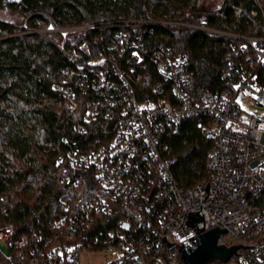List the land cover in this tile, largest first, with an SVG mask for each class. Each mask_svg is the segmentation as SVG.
Segmentation results:
<instances>
[{"label": "built area", "instance_id": "built-area-1", "mask_svg": "<svg viewBox=\"0 0 264 264\" xmlns=\"http://www.w3.org/2000/svg\"><path fill=\"white\" fill-rule=\"evenodd\" d=\"M256 6L252 15L264 16V0H256ZM156 26L249 41L257 64L249 56L236 62L245 46L233 47L227 56L235 71L229 85L194 93L190 57L157 39ZM117 27L112 36L83 40L67 50L71 36L87 34L94 25L49 26L60 35L59 48L72 64L64 81L75 78L86 93L83 121L101 115L114 134L90 153L68 151L60 157L91 170L100 189L74 208L62 201L68 215L55 221V233L36 235L32 243L27 235L15 238L12 225L0 227V253L9 264H86L83 257L104 253V262L89 264H185L180 247L196 249L199 234L220 227L227 232L219 235L217 245L252 246L240 247L222 264H264V120L245 111L238 100L240 93L253 90L264 106V83L257 79V66L264 64V48L257 44L264 39L166 18L123 20ZM63 95L73 110L78 108L71 86ZM190 116L198 117L214 146L207 177L185 189L175 179L177 159L167 154V136ZM87 131L79 125L80 133ZM131 213L140 215L133 226ZM114 215H119L115 224L109 219Z\"/></svg>", "mask_w": 264, "mask_h": 264}, {"label": "trees", "instance_id": "trees-1", "mask_svg": "<svg viewBox=\"0 0 264 264\" xmlns=\"http://www.w3.org/2000/svg\"><path fill=\"white\" fill-rule=\"evenodd\" d=\"M0 6L22 17L21 23L0 19V227L12 225L15 238L27 235L30 243L36 235L55 233V221L68 215L62 201L74 208L100 189L91 170L68 158L61 162L60 157L68 151L90 153L114 134L101 115L83 121L86 93L75 78L64 81V71L72 64L59 48L60 35L48 30L50 25L59 29L94 25L87 34L71 36L67 50L83 40L114 35L123 20L166 18L264 39V16L252 15L256 0H223L216 8H202L199 0H0ZM155 32L174 53L190 57L194 93L229 85L235 71L227 56L233 47L245 46L236 62L245 56L254 64L258 61L253 45L236 37L187 27L156 26ZM257 48L263 49L264 43ZM257 68V79L264 83V64ZM68 86L76 93L75 110L63 95ZM198 123V117H187L167 136V154L177 159L175 179L185 189L207 177V157L214 146ZM81 124L88 129L84 134L79 132ZM139 216L131 213L132 226ZM117 218L109 219L115 224ZM9 263L0 253V264Z\"/></svg>", "mask_w": 264, "mask_h": 264}, {"label": "water", "instance_id": "water-1", "mask_svg": "<svg viewBox=\"0 0 264 264\" xmlns=\"http://www.w3.org/2000/svg\"><path fill=\"white\" fill-rule=\"evenodd\" d=\"M125 228L128 229L127 226ZM226 232V228L216 227L203 234H199L196 237L198 242L196 249L183 244L180 250L182 251L185 264H211L215 260H218L215 264H222L227 262L232 255L236 254L240 247H252L239 245L228 248L224 245H217L219 235Z\"/></svg>", "mask_w": 264, "mask_h": 264}, {"label": "rangeland", "instance_id": "rangeland-1", "mask_svg": "<svg viewBox=\"0 0 264 264\" xmlns=\"http://www.w3.org/2000/svg\"><path fill=\"white\" fill-rule=\"evenodd\" d=\"M223 0H199V6L202 8H216L222 4ZM0 19L5 21H11L16 23L22 22V17L18 14L13 13L6 7L0 6ZM258 94L256 91L248 90L247 93H240L238 95V100L241 103L242 108L248 113L264 120V106L258 105L256 99ZM230 242L235 243V240H230ZM105 254L98 255L96 259H90L83 257V262L86 264L104 262Z\"/></svg>", "mask_w": 264, "mask_h": 264}]
</instances>
